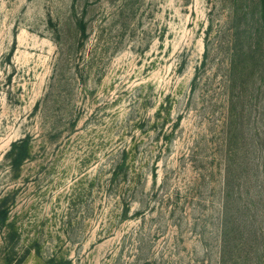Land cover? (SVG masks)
I'll list each match as a JSON object with an SVG mask.
<instances>
[{
	"label": "rangeland",
	"instance_id": "1",
	"mask_svg": "<svg viewBox=\"0 0 264 264\" xmlns=\"http://www.w3.org/2000/svg\"><path fill=\"white\" fill-rule=\"evenodd\" d=\"M0 196V264H264L261 0H0Z\"/></svg>",
	"mask_w": 264,
	"mask_h": 264
},
{
	"label": "trees",
	"instance_id": "2",
	"mask_svg": "<svg viewBox=\"0 0 264 264\" xmlns=\"http://www.w3.org/2000/svg\"><path fill=\"white\" fill-rule=\"evenodd\" d=\"M261 4L264 7V0H261ZM233 56L238 52L237 47H233ZM29 137L20 138L12 143L10 150L8 151V158L11 160L12 166L18 169L22 166L23 161L29 156ZM9 206L5 197L0 196V228L4 225L8 218ZM59 264V263H54Z\"/></svg>",
	"mask_w": 264,
	"mask_h": 264
}]
</instances>
